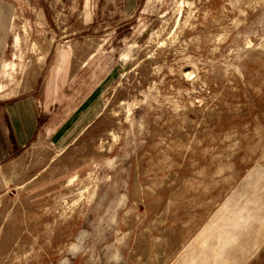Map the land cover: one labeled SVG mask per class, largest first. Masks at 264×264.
Wrapping results in <instances>:
<instances>
[{
	"label": "rangeland",
	"instance_id": "374dc122",
	"mask_svg": "<svg viewBox=\"0 0 264 264\" xmlns=\"http://www.w3.org/2000/svg\"><path fill=\"white\" fill-rule=\"evenodd\" d=\"M47 76L100 113L11 163L0 264H264V0H0V96Z\"/></svg>",
	"mask_w": 264,
	"mask_h": 264
},
{
	"label": "crops",
	"instance_id": "0c3cea01",
	"mask_svg": "<svg viewBox=\"0 0 264 264\" xmlns=\"http://www.w3.org/2000/svg\"><path fill=\"white\" fill-rule=\"evenodd\" d=\"M74 82V81H73ZM78 91L84 90L85 81H76ZM49 83H54V77H46L43 82L42 91L39 95H23L16 98L0 96V195H2L7 185V172L11 169V163L29 146L33 140L40 135H45V130L50 123L56 124V130L52 136L53 142L61 139L60 146L65 145L70 138L87 124L93 121L100 113L101 104H97L98 89L91 91L78 108L65 120H58L62 113L61 102L62 92L65 91L66 80L62 76L60 84L55 92L48 91ZM92 114L73 133L65 134L67 129L71 128L72 121L80 109L88 107ZM97 106L96 109L94 107ZM56 107L60 109L56 110ZM60 113V114H59ZM84 117L81 115L79 118ZM64 136V137H63Z\"/></svg>",
	"mask_w": 264,
	"mask_h": 264
},
{
	"label": "bare ground",
	"instance_id": "6f19581e",
	"mask_svg": "<svg viewBox=\"0 0 264 264\" xmlns=\"http://www.w3.org/2000/svg\"><path fill=\"white\" fill-rule=\"evenodd\" d=\"M190 5V4H189ZM178 6V5H177ZM228 66V65H227ZM231 67V66H230Z\"/></svg>",
	"mask_w": 264,
	"mask_h": 264
}]
</instances>
